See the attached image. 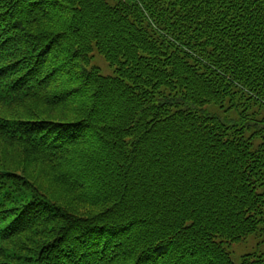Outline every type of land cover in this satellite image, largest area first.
<instances>
[{
	"label": "trees",
	"instance_id": "obj_1",
	"mask_svg": "<svg viewBox=\"0 0 264 264\" xmlns=\"http://www.w3.org/2000/svg\"><path fill=\"white\" fill-rule=\"evenodd\" d=\"M0 142V264H264V0H0Z\"/></svg>",
	"mask_w": 264,
	"mask_h": 264
},
{
	"label": "rangeland",
	"instance_id": "obj_2",
	"mask_svg": "<svg viewBox=\"0 0 264 264\" xmlns=\"http://www.w3.org/2000/svg\"><path fill=\"white\" fill-rule=\"evenodd\" d=\"M92 55H93V59L90 62L92 66L98 67L103 75H106V76L113 75V70L107 65V63L104 61L102 56H100L96 52H93ZM205 110L211 113H216L223 120H225L226 118H231L234 123L242 124V121L239 119V116L234 111H230V113H228L226 112V110L219 109L218 107L214 105L207 106ZM14 146H15L14 144L10 145L7 143L5 144V143L0 142V149H8L9 147H11L13 148V150L18 152V159L16 160L12 158L9 164L11 166H14V167L23 169L24 171H27L29 173H32L31 178L33 179L39 178L38 183H40V180L42 177L37 173L38 172L41 173L42 169L40 166L42 165L29 152L27 153L22 152V149H23L22 147H16V146L14 147ZM79 148H82V146H80ZM256 244H257V241L255 240L254 236H251L242 243L232 245L230 251L232 252L233 259L237 262L241 255L254 251L257 248Z\"/></svg>",
	"mask_w": 264,
	"mask_h": 264
},
{
	"label": "snow or ice",
	"instance_id": "obj_3",
	"mask_svg": "<svg viewBox=\"0 0 264 264\" xmlns=\"http://www.w3.org/2000/svg\"><path fill=\"white\" fill-rule=\"evenodd\" d=\"M142 264H148V261H147V260H144V261L142 262Z\"/></svg>",
	"mask_w": 264,
	"mask_h": 264
}]
</instances>
